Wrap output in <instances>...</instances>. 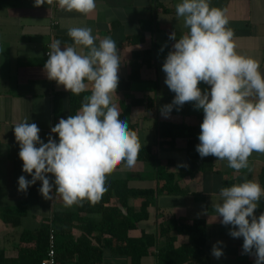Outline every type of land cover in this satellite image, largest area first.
Here are the masks:
<instances>
[{"label":"crops","instance_id":"0c3cea01","mask_svg":"<svg viewBox=\"0 0 264 264\" xmlns=\"http://www.w3.org/2000/svg\"><path fill=\"white\" fill-rule=\"evenodd\" d=\"M181 2L95 0V10L83 15L61 10L57 0L39 7L34 6L35 0H0V264H39L45 243L39 232L42 225L56 212L78 211L80 216H87L94 222L72 220L65 228L73 240L88 235L90 242L99 248L93 254L99 264H134L129 256L114 250L108 242L112 235L102 231L108 226L103 221V209L116 208L120 212V217L116 215L117 221L127 215L129 208L139 211L143 198L127 194L128 187L154 192L148 206L149 218L131 228L130 236H140L143 230L159 234L161 226L173 227L178 222L202 219L206 222V252L210 264H256L255 249L252 253L244 251L243 237L230 235L233 226L222 223L214 206L221 202V188L242 183L245 179L254 180L264 188V153L253 152L248 160L249 168L237 172L228 166L227 160L214 156L201 158L199 154L190 157L185 136H177L173 144H168L166 141L172 139V130L161 136L158 134V126L163 121L198 124L193 115L182 118L176 114L174 105L167 118L162 115L164 106L172 104L175 98L162 71L167 55L176 43L170 36L176 33L179 39L189 31L184 26V18L176 16V5ZM208 3L227 18V27L234 33L235 51L257 60L264 74V0H208ZM72 27L91 28L97 46L105 37L116 41L121 64L112 104L119 110L120 119L127 121L129 129L137 134L140 145H150L154 155L137 159L133 167H127L125 163L118 165L106 180L117 179L125 181L126 185L105 191L99 203L91 205L94 209L88 211L78 208L84 201L65 206L55 192L52 174H47L53 185L51 200H46L40 193L42 182L39 180L26 192L18 190L19 177L24 176L30 181L32 176L23 172L14 126L26 119L35 123L40 129L41 140L47 143L49 137L54 140L51 128L61 118L71 115L72 94L47 78L44 64L49 58L46 51L53 41H61V50L75 46L68 35V29ZM75 47L82 54L88 51L83 46ZM85 83L87 90L79 95V103L91 95L92 85ZM199 87L202 92L210 91V86L203 82ZM57 96L62 100L58 116L55 115ZM166 172L174 174L178 190L164 189ZM262 213L264 197L254 215L258 218ZM88 225L93 227L89 234ZM164 241L165 237L160 236L159 244L152 246L150 253L137 264H157L156 252ZM187 242V235H178L176 245ZM214 245L223 252L219 258L212 254ZM78 256V252H74L67 264H76Z\"/></svg>","mask_w":264,"mask_h":264},{"label":"clouds","instance_id":"9594fccd","mask_svg":"<svg viewBox=\"0 0 264 264\" xmlns=\"http://www.w3.org/2000/svg\"><path fill=\"white\" fill-rule=\"evenodd\" d=\"M45 3L52 4L53 0H35L34 6ZM57 3L63 11L83 15L96 8L95 0ZM175 11L178 18H184L189 31L179 39L176 33L170 36L176 43L162 71L175 98L164 106L162 115L167 118L173 105L194 102L204 113L196 147L201 158L227 160L237 172L248 169L252 153H264V74L260 64L235 51L234 33L227 27V18L221 10L210 7L208 0H182ZM68 35L75 46L88 51L82 54L75 46L61 50V41L55 40L47 53L44 71L49 80L73 95L87 90L85 81L91 83V95L84 97L75 115L61 118L51 128L58 134V143L51 137L43 142L39 127L27 119L14 126V135L20 146L23 172L32 176L30 181L19 177L18 190L26 192L39 180L40 193L51 200L53 185L47 174H52L55 192L70 207L85 199L98 202L106 191L107 176L121 163L135 166L141 145L112 104L121 64L116 41L105 37L97 46L89 27L69 28ZM201 82L209 85L210 91L202 92ZM219 196L221 202L214 206L217 216L222 217L224 225L233 226L232 237H243L246 253L255 249L256 264H264V213L258 218L254 215L264 188L245 179L221 188ZM212 254L219 258L223 252L214 245Z\"/></svg>","mask_w":264,"mask_h":264},{"label":"trees","instance_id":"16d2710c","mask_svg":"<svg viewBox=\"0 0 264 264\" xmlns=\"http://www.w3.org/2000/svg\"><path fill=\"white\" fill-rule=\"evenodd\" d=\"M90 94H88L89 96ZM71 99V115L77 113V109L82 103H79V95L72 94ZM78 102V103H77ZM55 115L60 114V108L62 107V100L60 96L56 97L55 101ZM174 112L182 118L186 115H193L198 119L196 126L188 125L183 121L170 122L163 121L158 126V134H167L169 130H172V139L166 141L168 144H173L177 136H185L188 141V154L190 157H197L198 152L196 150L199 144L200 125L203 122L204 113L202 109H198L194 102L185 103L183 106L174 105ZM54 140L58 143V134H54ZM165 142H162V144ZM154 155L150 145H141L138 159L152 158ZM166 171V170H165ZM264 172V171H263ZM165 184L163 185L166 191H176L178 186L174 181V174L172 172L164 173ZM263 178V177H262ZM264 179V178H263ZM126 185L125 181L121 180H106V192L116 188L119 189ZM126 187V186H125ZM127 188V187H126ZM127 194H134L143 198L139 211H133L129 208L127 215L123 216V219L117 221L116 215L120 217V212L115 208L103 209L104 211V222L108 225L106 228H102L109 232L112 237L109 239V243L119 253H123L131 258V263H140L142 259L150 253L152 246L159 244V237L164 236L165 241L160 244L159 249L156 252L157 264H210L209 256L206 252V222L202 219L194 220L193 222H178L173 227L161 226L158 229L159 234L148 233L142 231L140 236H130L129 230L137 227L140 221H144L149 218L148 206L150 204V197L153 196L154 192L151 189H135L128 187ZM97 203V202H96ZM99 203V201H98ZM80 204V203H79ZM95 204V203H94ZM93 203L87 199L80 205L79 210L88 211L94 209ZM101 209L100 207H98ZM98 209V210H99ZM102 210V209H101ZM79 211L76 213H60L56 212L53 216V223L56 229V249H57V260L61 264H67L68 259L73 256L74 252H78V259L76 264H99L97 259L93 256L95 252L99 250L96 245H93L88 239V235H83L77 240H73L70 236L69 231L67 232L66 226L76 219L80 222L93 223V219L79 215ZM67 222V223H66ZM105 225V224H104ZM49 220L46 221L39 231L45 239L44 243V254L39 256L38 263L41 264L42 259L46 255L48 247V233H49ZM87 228V226H86ZM93 227L88 225L87 232L91 233ZM179 234H185L188 236V242L176 245V240ZM72 241V242H71ZM115 264V263H107ZM127 264V263H122Z\"/></svg>","mask_w":264,"mask_h":264},{"label":"built area","instance_id":"2783aa9c","mask_svg":"<svg viewBox=\"0 0 264 264\" xmlns=\"http://www.w3.org/2000/svg\"><path fill=\"white\" fill-rule=\"evenodd\" d=\"M50 51L47 49L46 54ZM49 233H48V247L45 257L42 259L41 264H59L57 260V249H56V229L54 227L52 217L49 219Z\"/></svg>","mask_w":264,"mask_h":264}]
</instances>
